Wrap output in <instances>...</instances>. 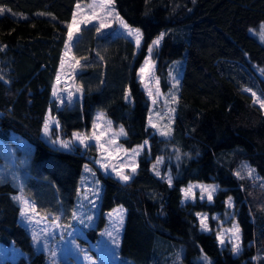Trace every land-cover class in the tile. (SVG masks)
I'll use <instances>...</instances> for the list:
<instances>
[{
    "label": "trees",
    "instance_id": "16d2710c",
    "mask_svg": "<svg viewBox=\"0 0 264 264\" xmlns=\"http://www.w3.org/2000/svg\"><path fill=\"white\" fill-rule=\"evenodd\" d=\"M89 1L0 0V8L10 10L0 13V142L13 150L18 165L28 156L18 179L0 182V243L28 254L5 264H47L20 225L14 198L23 194L39 213L70 224L88 165L109 189L104 207L126 210L121 264H162L172 244L184 248V264H203L205 257L211 264H264V0H113L120 17L141 30L140 50L112 33L116 25L103 35L93 25L83 27L72 48L82 97L58 108L52 89L67 26L77 4ZM161 34L156 75L163 90L171 86L172 66L180 71L168 140L151 127L152 102L138 80L148 47ZM49 111L65 140L90 133L96 113L103 112L123 128L126 149L142 148L135 175L121 182L99 170L93 150L65 151L47 143ZM171 148L183 159L172 166L169 185L152 166ZM192 182L219 186L212 205L183 204L182 190ZM229 197L242 230L239 256L219 247L213 223V231L204 233L197 219L199 213L225 218ZM84 238L96 242L97 229Z\"/></svg>",
    "mask_w": 264,
    "mask_h": 264
},
{
    "label": "rangeland",
    "instance_id": "374dc122",
    "mask_svg": "<svg viewBox=\"0 0 264 264\" xmlns=\"http://www.w3.org/2000/svg\"><path fill=\"white\" fill-rule=\"evenodd\" d=\"M99 2L100 0H90L88 3L79 4L80 8H76L75 10L77 19H85L93 11V8L90 6ZM110 8L113 11V16H109L106 19L111 23V26L103 30L104 34L111 32L116 25L117 28L112 32L113 34L129 38L135 43V40L132 37L127 36L124 29L120 27L119 20L115 18L116 14H118V17L123 19L120 17L113 0ZM96 11L97 18L93 19L92 24H81L80 30L83 27L91 26L93 24L98 25V17L102 15V13L99 9H96ZM79 33L80 31L74 34L71 42H69L68 39L66 41V43L69 44V49L64 50V64L63 68L60 65L59 72L60 80L57 82L56 77L52 89V100L56 102L58 108L65 105L72 106L76 101L81 100L82 97L81 90L74 82L75 74L80 70V67L79 63H76L78 60L75 59L72 52L73 44L79 36ZM262 37L264 38V35ZM141 44L142 40L139 48H137V52L140 50ZM159 46L160 43L158 46H154L151 54L148 52L145 60L149 59V64L146 66L144 60L141 67H144L145 71L141 74L139 70L138 80L152 102L153 111L149 116V120L151 119L150 125L158 137L168 140L172 134L173 120L175 117L178 89L177 81H179L180 78V71L178 70L177 64L172 66L170 70L171 74L169 73V83L171 86L167 91L163 90L160 80L156 75V56ZM141 75H143V82L141 81ZM54 90L56 95H53ZM128 97H130V94H128ZM109 121L111 122L103 112L98 111L90 133H75L79 134L80 138H84L85 143L81 144L80 140L74 135L68 140H65L60 136L59 122L56 116L49 111L45 120V123L47 122L49 126V136H45L43 128V137L50 145L61 148L65 151H69L74 147H80L82 150L90 154L91 150H93L96 154L95 164L104 175L111 176L119 181H123L120 179V175H128L131 179L137 171V158L142 148H133L137 149L136 154H133V149H126L121 144V139L125 137L124 130L123 134H121V127H114L112 122L109 126ZM51 140H56L57 143L53 144L51 143ZM60 141L67 142L69 147L62 148L60 146ZM24 150L30 154V148L27 145L24 147ZM170 151L171 153L168 157L157 158L152 166V172L154 175L167 182L168 178L171 177L172 185L174 180L172 166H179V162L183 159V154L174 148H171ZM27 160L28 156L22 158L19 165H23ZM16 161L18 162V159L16 160L13 150L0 142V182H7L12 180L13 177L16 179L19 178L20 166ZM102 164L107 165V167H102ZM133 167H135L134 172L132 170ZM87 169H90V171L86 170L85 167L81 190L75 208L77 218H73V221L70 224L65 222L60 224L58 221H53L49 215H43L37 211L33 200L23 194L16 196L21 198L20 200L16 199L20 209L25 207L21 200L28 202V209L25 216H21L20 213L19 223L28 231L35 251L43 252L46 255L47 264H121L118 255L126 219V210L120 205H115L113 209H111L112 207L109 209L108 207H104L105 196H107L109 189L99 181L97 175L89 165L87 166ZM157 171L159 172V175L156 174ZM128 181L123 182L126 183ZM190 185L193 187L191 192L186 195L185 190L188 189ZM201 185L205 186V188L202 189L200 187ZM209 186L214 187L215 190L211 191V187ZM218 191L219 186L217 184L192 182L182 190V202L183 204H196L197 202H200L212 205ZM209 192H211V200L208 198ZM226 205L229 214L226 215L225 218H220L219 213L211 216L207 213H199L197 214V219L200 224V230L204 233H210L213 231V223V228L217 232L219 247L221 249L226 248L230 250L234 256H239L242 252V230L235 218L234 200L231 199V203H229L228 200ZM32 209H34V211ZM89 216H91V220L88 219ZM201 217H206L203 223L207 225V230L202 228ZM81 219H83V223L80 222ZM235 226H238L239 228L238 233L235 231ZM92 228L97 229L98 232V239L94 243L91 240L85 241L88 239L84 238L86 237L88 230ZM109 233L111 235H109ZM34 234L40 241L39 250L38 245L33 240ZM237 235L239 236V240L236 239ZM221 241H223V243H221ZM45 244L47 245V248L43 247ZM235 245H238L239 247L238 252L233 251ZM170 248L169 254L162 264H184V248L176 244H172ZM49 250H54L56 256L53 257ZM20 258L27 259L28 254L13 244L6 245L0 243V264H5L8 259L15 261ZM199 261L203 264H211L210 261L205 258H200ZM124 263L131 264L129 262Z\"/></svg>",
    "mask_w": 264,
    "mask_h": 264
},
{
    "label": "snow or ice",
    "instance_id": "6c2138e0",
    "mask_svg": "<svg viewBox=\"0 0 264 264\" xmlns=\"http://www.w3.org/2000/svg\"><path fill=\"white\" fill-rule=\"evenodd\" d=\"M111 4H112V0H100L99 3H95V4L91 5L90 7L93 8V11L85 19H77L76 13H73V21H72L71 24H69L67 26V28H68V34H67L68 41L71 42L73 40L74 34L75 33H78L80 31V25L81 24H92L93 19L94 18H97V11H96V9H99V11L102 13V15H100L98 17V19H99L98 25L93 24V29L95 30V32L98 35H103L104 34L103 30L106 29V28H109L111 26V23L106 19L109 16H113V11L110 8V5ZM77 8L78 9L80 8V5L79 4H77ZM5 11H10V10L4 9V8H0V13H3ZM115 18L119 20L120 27L122 29H124V31L126 32L127 36L132 37L135 40V44H136L137 48H139L140 43H141V40H142V37H143V34L140 31V29L139 28H133L130 25H128L123 19H120L118 17V14H116V17ZM261 30H262V32H264V24L261 25ZM162 38H163V34H161V36L158 37L156 40H153L152 41V45L148 47L149 54L152 53L154 46H158L159 45L160 40ZM65 49L66 50L69 49V44L68 43L65 44ZM76 63L78 64L79 61H76ZM63 64H64V61L62 59L61 60V67L62 68H63ZM148 64H149V59H146L145 60V65L147 66ZM144 71H145V68L144 67H141L140 68V73L143 74ZM59 80H60V76L58 74L57 75V82H59ZM141 81L143 82V75H141ZM177 83H178V81H177ZM53 95H56L55 90L53 91ZM150 95H151V93H150ZM262 106H264V105H262ZM98 119H99V117H98ZM149 123L151 124V119L149 120ZM108 124L110 126L111 125V122L109 121ZM44 131H45V136H49V126H48V123L47 122L45 123ZM121 134H123V129L122 128H121ZM74 136H76L80 140V143L81 144H84L85 143L84 138H80L79 137V134H74ZM51 143L55 144V143H57V141L56 140H51ZM145 144H147V141H145ZM60 146L62 148H67V147H69V144L67 142L60 141ZM132 151H133V154H136L137 149H133ZM101 166L102 167H107V165H105V164H102ZM86 170L90 171V169H87V166H86ZM132 170L134 172L135 171V167H133ZM154 170H155V166H154ZM252 171L253 170L249 169V175H251V172ZM156 174L159 175V172L157 171ZM237 175L239 176V173H237ZM120 179H122L123 181H128L130 179V177L128 175H120ZM168 182H169V185H171V177L168 178ZM192 187L193 186L190 185L189 188L185 190V194L186 195L191 192ZM200 187L202 189L205 188V186H203V185H201ZM209 187H211V186H209ZM214 190H215V188L214 187H211V191H214ZM208 198H209V200H211V198H212L211 197V192H209V197ZM14 199L20 200L21 198L15 197ZM21 202L25 205V207H22L21 208V216H25L26 211L28 209V202L27 201H23V200H21ZM229 203H231V197H229ZM32 210L34 211V209H32ZM73 218L74 219L77 218L75 211L73 212ZM54 219L55 220H58L59 217H56ZM88 219L91 220V216H89ZM205 219H206V217H201V225H202V228H204L205 230H207V225H205L203 223V221ZM80 222L83 223L84 222L83 219H81ZM235 231L237 233L239 232L238 226H235ZM109 235H111V234L109 233ZM236 239L239 240V236L238 235L236 236ZM33 240L38 245V250H39L40 241L38 240V238H37V236L35 234L33 235ZM221 243H223V241H221ZM43 247L47 248V245L45 244ZM49 251H50V253H51V255L53 257L56 256V252L54 250H49ZM233 251L234 252H238L239 251L238 245H235L233 247ZM205 259H207V258L205 257Z\"/></svg>",
    "mask_w": 264,
    "mask_h": 264
},
{
    "label": "crops",
    "instance_id": "0c3cea01",
    "mask_svg": "<svg viewBox=\"0 0 264 264\" xmlns=\"http://www.w3.org/2000/svg\"><path fill=\"white\" fill-rule=\"evenodd\" d=\"M59 72H60V69H59ZM59 72H58V74H59ZM57 74V75H58ZM85 170V169H84ZM83 174H84V171H83ZM82 180H83V177H82ZM82 180H81V182H80V190H81V184H82ZM121 182H123V181H121ZM125 182V181H124Z\"/></svg>",
    "mask_w": 264,
    "mask_h": 264
},
{
    "label": "water",
    "instance_id": "95a60500",
    "mask_svg": "<svg viewBox=\"0 0 264 264\" xmlns=\"http://www.w3.org/2000/svg\"><path fill=\"white\" fill-rule=\"evenodd\" d=\"M3 113L0 111V119L3 118Z\"/></svg>",
    "mask_w": 264,
    "mask_h": 264
}]
</instances>
